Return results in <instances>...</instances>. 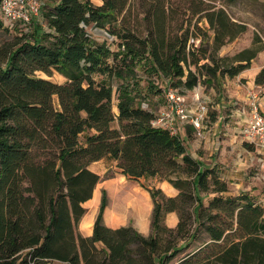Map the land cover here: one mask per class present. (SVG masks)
Returning <instances> with one entry per match:
<instances>
[{"label":"trees","instance_id":"obj_1","mask_svg":"<svg viewBox=\"0 0 264 264\" xmlns=\"http://www.w3.org/2000/svg\"><path fill=\"white\" fill-rule=\"evenodd\" d=\"M134 5L141 17L131 18ZM191 7L192 30L169 0H41L32 29L0 48V264H168L187 248L175 264H264V205L249 193L226 195L227 183L201 168L178 134L154 125L151 92L136 79L144 59L184 93L239 74L264 49L254 33L251 46L219 55L246 24L222 6ZM203 18L207 29L197 24ZM91 26L103 29L102 41ZM111 37L116 50L107 44ZM36 71H56L65 81ZM254 81L264 86V66ZM104 157L127 178L157 177L179 190L171 197L141 183L154 203L150 235L103 223L105 189L92 235L78 231L83 203L101 178L89 165ZM199 192L214 195L205 205ZM170 211L178 215L174 228L163 221ZM202 233L206 239L194 244Z\"/></svg>","mask_w":264,"mask_h":264},{"label":"crops","instance_id":"obj_2","mask_svg":"<svg viewBox=\"0 0 264 264\" xmlns=\"http://www.w3.org/2000/svg\"><path fill=\"white\" fill-rule=\"evenodd\" d=\"M100 3L101 1L96 4ZM262 66H264V59L257 63L253 60L249 68L244 69L235 77L233 76L234 78L227 79V82H223V86H226V91L218 93L216 96L202 93L200 86L193 88L194 94L191 96L189 103L196 104L198 98H200L202 101H211V107L215 110L214 119L212 121L208 120L209 123L206 122L205 128L200 134L191 124L177 123V134L183 140L188 152L199 162L200 167L213 169L219 178L227 183L228 191L225 193L226 195L240 193H249L251 195L256 190V188H253L254 186H250L252 181H249L251 176L248 174V169L251 167L258 169L262 166L259 161L260 152L258 148H253L250 143L242 138L240 131L248 120V93L251 89H255L259 93V106L261 111L264 112V86H258L254 81ZM103 159L109 160L107 169H115L110 177L120 182V187L117 190L125 191L123 185L126 182L135 181L139 183L137 180L127 178L116 169L115 161L112 158L104 157L99 159V161ZM89 168L101 175L94 167L92 168L91 164ZM146 179L153 181V184L159 187L166 196L174 197L179 193V190L167 180L158 179L157 177L141 178L140 180ZM104 181L106 183V180ZM98 185L99 182L96 184L92 194V196L94 194L97 196L96 205H98L100 198ZM144 193L142 198L138 199L131 214L126 213V207H121L118 203L115 204L118 199H113L111 194L103 214V223L111 228L132 225L143 235H150L153 232L152 212L154 203L147 189ZM198 194L205 205L208 204L214 195L211 192H199ZM89 200H86L83 205H88ZM96 210L97 208H93L89 215H85V213V216L81 217L78 223V231L83 236L92 235L93 224L97 214ZM163 221L166 226L174 228L178 222L176 211L167 212ZM87 223H90V226H86L88 225Z\"/></svg>","mask_w":264,"mask_h":264},{"label":"rangeland","instance_id":"obj_3","mask_svg":"<svg viewBox=\"0 0 264 264\" xmlns=\"http://www.w3.org/2000/svg\"><path fill=\"white\" fill-rule=\"evenodd\" d=\"M100 1L102 0H92V2L95 4ZM169 1L172 4V7L174 8V10H176L175 15L181 19L187 20V22H189L191 25V30L193 29L194 23H196L197 21V16L191 13V10H192L191 5L199 1H202L203 5L205 6L209 4L216 5L218 7L222 6L226 9V11L229 13V15L231 16L233 20L244 22L246 24L247 26L246 31L242 32L232 42L222 46L218 52L219 55L232 56L239 50L245 47L251 46L254 33H257L262 38V40H264V0H169ZM131 12H132L131 18L138 15L136 14L137 12L136 5L133 6V9L131 10ZM141 15L142 13H139L138 17H141ZM0 18L4 22L1 11H0ZM139 23L141 22L139 21ZM197 24L201 26L203 29L208 28L207 22L204 18L198 21ZM142 25L143 23L140 24L141 31L144 30ZM7 28L8 29H6L5 25L0 27V48L6 46L7 44L14 42L16 40L15 36L20 34L21 30L29 32L32 29V24L16 22L14 27H7ZM88 29L91 35L98 41H102L104 39L103 29L94 28L92 26L88 27ZM194 30L196 33H200L203 36L202 32H200L199 30L197 31V29H194ZM191 41L192 42L194 41L193 43L194 45H199V42H200L198 38L197 39L191 38L189 42ZM117 42L118 40L116 37H111L107 39V44L112 50L117 49ZM262 59H264V49H262L253 60L256 61L257 63V62H260ZM3 61L4 60H2V56H0V63H3ZM112 61H113L112 58H110V62ZM135 71H136V79H139L140 86L143 88V90L151 92L148 102L150 103V106L155 110V112L158 113L165 106V98H164L165 90L168 87H174V86L168 83L169 81L167 78H164L163 76H158L157 74H154L153 72H151L144 59H142L140 63L136 65ZM35 75L41 78L51 80L56 83H63L65 81V78L56 71H53L51 74H47L43 71H36ZM234 77H230L228 75H222V76L217 77V79L212 81L211 83H198L195 87L200 86L202 93L210 94V95L212 94V96H216L218 93L226 91V86H223V82H227V79H232ZM150 80H153L152 82L155 85V87H153L152 89L149 86ZM115 81L116 80H113L112 82L113 87L116 86ZM156 87L160 88L162 91L158 92ZM193 91H194L193 89H190L182 93L185 96V99L187 102L191 100L192 98L191 96H193L194 94ZM115 102H116V99L114 98L113 99V104H114L113 109L116 111L117 108H116ZM211 106H212L211 101H209L208 102L209 111L207 114V123H209L208 120L212 121L215 115L214 113L215 110ZM251 146L256 149V146L252 144ZM108 161L109 160L107 159H103L101 161L97 160L91 163L92 168L94 167L95 170L100 172L101 174L100 176H103L98 181L99 182L98 187L100 188L99 203L101 199L102 189H105L107 192L108 203H109V197L112 194L113 199L115 198L118 199L115 202V204L118 203L119 206L124 207V208L126 207L125 208L126 213L131 214L135 205L138 202V199L142 198V196L145 194L144 191H146V188L142 186L140 183L148 184L150 186L155 185V184H153V181H150L149 179L140 180L139 183L132 181V182H126L123 185L125 187V191L117 190L118 187H120V182H118L117 179H111V177H106L108 174L113 173V171L115 170L112 168L107 169ZM260 165L262 166L259 167L258 169H254V167H251L250 169H248V174L251 176L250 177L251 180L249 181H252V184L250 186H254L253 188H256V190L251 193V196L253 197L255 201L264 205V164L260 162ZM108 179H111V180H108ZM104 180H106V183ZM105 186L107 187L105 188ZM96 197L97 196L94 194L93 198L88 202V205L85 204V207H86L85 215L87 214L89 215V213L93 210V208H97L96 211H98L99 203H97L98 205L95 204ZM87 224L88 225L86 226H90V223H87ZM199 237L200 238L194 244L198 245L200 244V242L206 239V235L203 233L200 234ZM163 238L167 240V238H169V234L164 233ZM164 243L165 241H161L162 246ZM189 250L191 249L187 248L186 250H183L175 258H173L168 264H175L177 260L180 259Z\"/></svg>","mask_w":264,"mask_h":264},{"label":"built area","instance_id":"obj_4","mask_svg":"<svg viewBox=\"0 0 264 264\" xmlns=\"http://www.w3.org/2000/svg\"><path fill=\"white\" fill-rule=\"evenodd\" d=\"M41 0H0V11L5 26L14 27L16 22L31 23L34 16H38ZM249 116L240 134L248 143L256 146L260 151V162L264 164V112L261 111L255 89L248 93ZM165 106L156 112L153 124L167 128L177 134V123L191 124L200 134L205 128L208 102L198 98L196 104H190L176 87H168L164 92Z\"/></svg>","mask_w":264,"mask_h":264}]
</instances>
